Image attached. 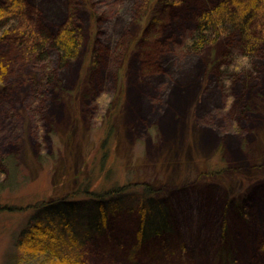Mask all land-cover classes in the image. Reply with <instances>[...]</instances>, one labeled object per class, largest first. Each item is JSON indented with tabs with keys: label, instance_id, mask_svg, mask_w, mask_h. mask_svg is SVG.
Returning a JSON list of instances; mask_svg holds the SVG:
<instances>
[{
	"label": "rangeland",
	"instance_id": "1",
	"mask_svg": "<svg viewBox=\"0 0 264 264\" xmlns=\"http://www.w3.org/2000/svg\"><path fill=\"white\" fill-rule=\"evenodd\" d=\"M150 1L132 13L127 44L113 64L116 86L107 84L96 96L89 94L88 74L102 30L93 0L75 2L84 17L85 54L62 85L43 80L52 59L35 63L11 39H0V264H13L10 255L21 252L17 242L34 205L63 198L91 210L102 198L111 213L112 237L100 233L95 243V233L86 236L87 264L260 263L264 81L250 96L246 133L235 130L227 98L212 111L211 126L200 123L211 119L197 113L206 75L183 108L149 117L139 102L142 79L134 60L144 33H153L158 5L146 14ZM159 206L167 212L164 229L152 234L147 228L140 241L142 217L147 209L158 215ZM83 218L89 216L80 219L86 225Z\"/></svg>",
	"mask_w": 264,
	"mask_h": 264
},
{
	"label": "trees",
	"instance_id": "2",
	"mask_svg": "<svg viewBox=\"0 0 264 264\" xmlns=\"http://www.w3.org/2000/svg\"><path fill=\"white\" fill-rule=\"evenodd\" d=\"M93 1L101 8L102 30L90 56L88 74L89 94L96 96L107 84L116 86L118 73L113 64L117 52L127 44L132 13L144 8L145 0ZM75 2L0 0V39H11L35 63L52 59L53 68L43 74L48 87L62 85L71 74L73 63L85 54L84 17ZM156 3L153 33H144L138 42L139 57L134 60L136 74L142 79L139 102L145 113L149 117L169 115L183 108L206 75L208 81L201 88L197 113L198 119L203 113L210 114L211 119L200 123L211 126L208 122L215 120L212 111L221 108L227 98V112L238 120L235 130L246 133L250 96L261 89L264 81V0H151L146 14L152 12ZM110 4L112 9L102 6ZM120 4L121 11L117 10ZM164 13L167 17H161ZM48 95L51 97L53 92ZM97 201L94 210L66 198L34 205L36 213L17 242L22 253L11 254V262L87 264L85 253L81 252L86 236L95 233V243L103 234L112 237L111 213L108 215L102 198ZM159 209L156 216L157 209L153 213L147 209L142 217L140 241L147 239V228L152 234L164 229L167 212L160 206ZM85 215L89 216V220H82L86 225L80 222ZM90 215L97 219L91 220ZM150 218L153 222L146 227ZM259 259L258 263L264 264V254Z\"/></svg>",
	"mask_w": 264,
	"mask_h": 264
}]
</instances>
